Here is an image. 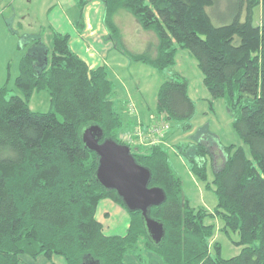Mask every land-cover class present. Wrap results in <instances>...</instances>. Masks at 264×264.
Returning a JSON list of instances; mask_svg holds the SVG:
<instances>
[{
	"label": "trees",
	"instance_id": "obj_1",
	"mask_svg": "<svg viewBox=\"0 0 264 264\" xmlns=\"http://www.w3.org/2000/svg\"><path fill=\"white\" fill-rule=\"evenodd\" d=\"M76 1L83 14L87 5L99 0ZM100 1L110 40L132 64L164 72L175 65L179 48L196 59L211 100H226L243 146L221 148L222 166L219 155L213 158L205 144L214 138L207 129L192 137L196 144L177 147L191 163L192 176L201 181L207 178L210 159L216 166L213 211L191 205L170 165V149L130 148L136 161L151 171L150 187L166 194L165 203L150 213L164 225L165 237L156 245L141 213L128 211L126 234L107 236L96 219L100 202L125 206L116 192L96 182L97 157L84 146L82 131L97 125L105 138L127 146L120 135L136 127L130 101L118 107L108 68L91 70L72 51L68 34L51 30L50 46L41 38H27V54L15 79L17 92L11 94L8 83L0 87V264H22L25 256H55L63 264H82L86 256L101 264H134L136 258L144 263L140 246L162 264H264V0H232L225 14L214 12L224 0ZM121 12L157 36L155 54L134 55L124 48L116 23ZM213 19L222 25H214ZM39 92L50 97L48 113L30 108L32 96ZM195 113L187 81L173 76L162 83L149 115L163 117L170 130L174 126L186 132L192 129ZM140 120L149 124V118ZM206 134V141L199 140ZM174 137L175 131L170 132L167 143ZM211 185L206 189L212 190ZM215 220L223 223V233L238 235L235 244L243 250L237 257L220 256Z\"/></svg>",
	"mask_w": 264,
	"mask_h": 264
},
{
	"label": "rangeland",
	"instance_id": "obj_2",
	"mask_svg": "<svg viewBox=\"0 0 264 264\" xmlns=\"http://www.w3.org/2000/svg\"><path fill=\"white\" fill-rule=\"evenodd\" d=\"M3 1L4 0H0V87L8 83L9 89L12 90L11 94H14L17 92L15 88V79L19 73V64L27 52L19 50L18 40L11 35L13 31H17L19 35H23L22 37L28 36V42L33 39L31 36L34 33V37L41 38L44 44L50 46L52 41V32L50 28L59 31L62 24L67 26L63 18H66L69 23H75L80 17V12L74 0H13L11 12L16 15L15 21H19L20 18V28L24 27V29L19 31L16 27V23L12 21L14 17L10 18L2 13ZM6 1L11 2L12 0ZM99 4L102 5L103 12L105 5L102 1H100ZM231 4H234L232 0H224L223 3L218 4L216 10L214 8V12H216V14H225L227 11L230 12ZM95 8L96 11H93V13L99 10L98 7L95 6ZM208 12L210 11L208 10ZM256 16L259 17L258 12H256ZM116 23L120 25L121 29L120 42L127 51L134 55H144L151 51L155 54L156 48L158 47V38L154 33L144 31L140 26L138 28L135 19L125 12L119 13L116 17ZM213 23L217 26L222 25L220 24L221 22L217 23L214 19ZM75 27V29L78 28L77 26ZM100 27L101 32L98 33V35L96 34L93 36V34H91L92 37L88 39L86 37L85 40H88L91 44L97 43L103 45V43H105L106 46L102 48V52L106 53L109 51L107 56V67L114 70L115 75L117 73L122 78L121 84H118L116 80V84L120 89L119 93H122L124 99L128 98L130 102L135 105L137 112L141 114L145 122L148 121L150 116L149 113L156 108L158 92L165 80L173 76H178V78L187 81L189 90L191 88L192 95H194L192 97H194V101L197 105L196 113L190 121L192 129L185 132L180 129L174 130V126H171L169 132L174 134L175 131V137L170 142V147L165 148L170 149L168 151L170 165L181 179L185 194L189 198L191 205L194 208L203 206L209 211L215 210L217 207V200L211 183L214 180V168L216 166L214 165L213 168L210 159L206 165V180L201 181L196 177H192V173L190 172L191 163L186 161L182 155L180 156L177 147L181 146L183 143L196 144L197 142L192 140V137L199 131L207 129L214 138H209V140L206 141V134V136L204 135L205 138H203L202 135L199 140L207 142L205 144L209 149L211 148L210 152L213 158L219 155L220 166H222L225 161L222 149L224 150V148L230 145L243 146L233 128V115L228 108L226 100H211L210 94L203 86V76L198 68V63L187 50L179 48L175 56V65L166 69L164 72H159L149 65L141 63L132 64L124 54L116 49L113 40H110L109 32L105 25L102 26L101 24ZM102 27L104 33L102 32ZM65 28L63 32L71 35V43L74 44L76 39L75 29L72 26H69V29L67 27ZM89 35L90 34H88V37H90ZM78 53L81 55V52L78 51ZM117 105L120 107L119 103H117ZM30 108L33 112L37 113H48L51 111L52 107L49 95L46 92L35 93L30 101ZM140 114L139 118L141 119ZM178 126L179 125L176 127ZM165 144L169 146L166 141ZM244 149L248 151L247 147H244ZM209 184L212 186V190L206 189V186ZM113 203L109 200L101 201L98 206L97 219L103 223L107 234L122 235V229L126 226V224L122 225V221L125 215L124 212L127 210L121 205ZM125 216L126 221L128 216L127 212ZM206 223H210V221L208 220ZM214 223L217 225L214 236L215 242L220 244V256L222 259L229 260L240 255L243 248L235 244L239 242L238 235L230 233L229 236L221 231V228L224 227L221 221L215 220ZM140 253V258H142L144 264H146L148 261L146 256L147 252L144 251L141 246ZM62 262L64 263L62 258L55 256L51 259L44 256L36 259L25 256L22 264H59ZM136 262L137 264H143L139 258H136L135 263Z\"/></svg>",
	"mask_w": 264,
	"mask_h": 264
},
{
	"label": "water",
	"instance_id": "obj_3",
	"mask_svg": "<svg viewBox=\"0 0 264 264\" xmlns=\"http://www.w3.org/2000/svg\"><path fill=\"white\" fill-rule=\"evenodd\" d=\"M84 146L97 157L96 182L106 191L116 192L126 210L141 213L146 233L156 245L165 237L164 225L150 217L151 209L162 206L166 194L160 187H150L151 171L138 163L128 146L105 138L104 131L92 125L82 131ZM82 264H101L86 256Z\"/></svg>",
	"mask_w": 264,
	"mask_h": 264
},
{
	"label": "crops",
	"instance_id": "obj_4",
	"mask_svg": "<svg viewBox=\"0 0 264 264\" xmlns=\"http://www.w3.org/2000/svg\"><path fill=\"white\" fill-rule=\"evenodd\" d=\"M74 1H75L76 5H77L78 11L80 12V9H79V6H78V2L76 0H74ZM99 2L100 1H95V2L87 5V7L83 11V14H81V12H80V17H79V19L77 21H75V23H69V22H67L66 18H63V21H66L67 26H64L62 24L60 26V30L61 31L60 30L58 31V30L53 29V28H50V30H54V31H56L58 33H61V34H68L70 36V47H71L72 51L74 53H76L83 61H85L86 64L89 66V68L91 70H95V69H97L99 67H103V66L107 67V60H108L107 56L109 54V51L106 52V53L102 52L103 51L102 48H104V46H106L105 43H103V45H99L97 43L96 44H94V43L91 44L88 40L87 41L85 40L86 37H87V39L91 38L92 37L91 34H93V36H95L96 34L98 35V33L101 32L100 25L102 24V26H104V12H105V8H103V12H102V5L99 4ZM2 4H3V6H2L3 12L2 13H4L7 17H10V18L14 17V19L12 21H14L16 23V27H17V29H19V31L24 29V27L20 28V24H21L20 18H19V21H15L16 20V15L11 12V9H12V6H13V0L11 2L4 0ZM95 6L98 7L99 10L97 9L98 12H94L93 13V11H96ZM69 26H72L74 29L76 28L75 26L78 27L77 29H75V31H76V39H75V43L74 44L71 43L72 42L71 35L69 33H64L63 32V30L66 29L65 27H67L69 29ZM118 26L120 27L119 24H118ZM102 32L104 33L103 27H102ZM88 34H90L89 35L90 37H88ZM11 35L14 36L18 40V43H19L18 48H19V50L22 51V52H27L26 50L28 48V46H27V38H28V36L27 37L26 36L22 37L23 35H19V33L17 31H13V33ZM34 36L35 35L33 33L31 37H34ZM15 45H16V42H15ZM76 50L81 52V55ZM101 55H102V57H101ZM108 70H109L110 75H111V80L114 82V84L116 86V92L115 93H117V95L115 94L113 100H114V102L120 104V108L121 107L123 108V103L127 102L129 99L128 98H127L128 100L124 99L122 97V93H119L120 89L118 88V85L116 84V80H117L118 84H121L122 78L117 73L115 75V71L114 70L109 69V68H108ZM126 91H127V89H126ZM127 92L129 93V91H127ZM189 96L194 101V97H192L194 95H192L191 88L189 90ZM126 118H127V120L131 119L130 116H126ZM184 165H185V163H184ZM110 202L113 203L112 201H110ZM113 204H115V203H113ZM126 212H124L125 215H126ZM125 215L123 217L122 225L126 224V226L124 227V229H122V232H123L122 235H109V234H107L105 226L103 225V223H101L97 219V214H96V219H97V221H99L103 225L104 233L107 236H124L126 234L128 228H129V226H130V216L128 214V216L126 218V221H125V217H126ZM146 256L148 258V261H147L146 264H162L154 255L151 256V254L147 253ZM153 256H154V258H153ZM136 263L134 261V264H136ZM59 264H63V262L59 263Z\"/></svg>",
	"mask_w": 264,
	"mask_h": 264
},
{
	"label": "built area",
	"instance_id": "obj_5",
	"mask_svg": "<svg viewBox=\"0 0 264 264\" xmlns=\"http://www.w3.org/2000/svg\"><path fill=\"white\" fill-rule=\"evenodd\" d=\"M130 115L136 118V127L131 132H126L120 135V140L125 143L131 149H148L157 146L170 147L169 143L167 146L165 141L168 133H170V124L156 116L149 117V124L146 126L142 125L139 118V113L133 103H129Z\"/></svg>",
	"mask_w": 264,
	"mask_h": 264
}]
</instances>
